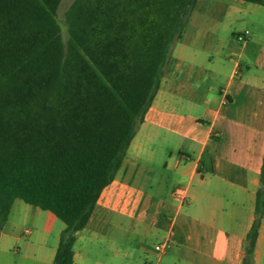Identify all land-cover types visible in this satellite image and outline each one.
Listing matches in <instances>:
<instances>
[{
	"label": "crops",
	"instance_id": "0c3cea01",
	"mask_svg": "<svg viewBox=\"0 0 264 264\" xmlns=\"http://www.w3.org/2000/svg\"><path fill=\"white\" fill-rule=\"evenodd\" d=\"M163 129L179 150L155 148ZM263 164L264 5L198 0L74 264H243ZM20 201L0 264H54L65 223ZM253 258L264 264V218Z\"/></svg>",
	"mask_w": 264,
	"mask_h": 264
},
{
	"label": "trees",
	"instance_id": "16d2710c",
	"mask_svg": "<svg viewBox=\"0 0 264 264\" xmlns=\"http://www.w3.org/2000/svg\"><path fill=\"white\" fill-rule=\"evenodd\" d=\"M62 2L0 0V235L21 200L65 223L54 264H74L198 0H75L67 41ZM263 218L264 164L243 264Z\"/></svg>",
	"mask_w": 264,
	"mask_h": 264
},
{
	"label": "rangeland",
	"instance_id": "374dc122",
	"mask_svg": "<svg viewBox=\"0 0 264 264\" xmlns=\"http://www.w3.org/2000/svg\"><path fill=\"white\" fill-rule=\"evenodd\" d=\"M75 0H63L59 11H58V21L61 25L63 31L64 40L68 39V29L66 26V12L70 6L74 3ZM168 132L166 129H163L160 135V138L157 140L155 148H165L166 151H177L179 150V142L175 137H168ZM174 136V135H173ZM20 201V200H19ZM21 202V201H20Z\"/></svg>",
	"mask_w": 264,
	"mask_h": 264
},
{
	"label": "built area",
	"instance_id": "2783aa9c",
	"mask_svg": "<svg viewBox=\"0 0 264 264\" xmlns=\"http://www.w3.org/2000/svg\"><path fill=\"white\" fill-rule=\"evenodd\" d=\"M238 40L241 43H245V42H247V37H246V35H239ZM168 248H169L168 244H161V245H158L155 247L156 251L159 252L161 255L165 254L166 251L168 250Z\"/></svg>",
	"mask_w": 264,
	"mask_h": 264
}]
</instances>
